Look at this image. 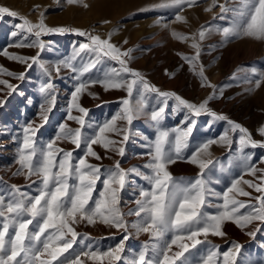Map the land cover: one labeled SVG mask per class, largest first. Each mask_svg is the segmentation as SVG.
I'll return each mask as SVG.
<instances>
[{
	"label": "rangeland",
	"instance_id": "1",
	"mask_svg": "<svg viewBox=\"0 0 264 264\" xmlns=\"http://www.w3.org/2000/svg\"><path fill=\"white\" fill-rule=\"evenodd\" d=\"M161 2L162 0H82L81 3L68 4L67 0H0V7H7L18 13V17H24L32 23L38 22L40 14L43 13L44 23L48 27L71 30L43 35L40 38L44 43L42 50L27 46L16 47L15 45L20 43L28 45L36 38L16 27L22 23L18 17L0 16V52L7 50L9 54L26 57L36 56L39 52L40 62L51 74L46 75L38 64L27 69L26 65L0 55V68L16 75L24 73L23 79L0 75V79L6 80L15 89L11 91L0 85V101H3L0 104V189H3V192L0 194L7 196L12 190V185L18 186L22 192L36 194L38 184H32L31 180L25 179L23 175L14 176L13 173L19 167L16 159L23 142L24 127L33 121L36 124L43 123L40 119V106L45 103V94L41 92V88L52 83L54 87L49 95L55 96L56 99L52 111L47 114V123H43V127L36 134L35 139L39 146L55 138L60 124L67 123L72 128L79 127L74 121L67 120L71 93L79 83L102 80L105 73L120 68L117 61L104 56H101L95 67L83 76L77 71L63 67L62 62L71 60L75 68L82 69L97 59L95 52L80 51V45L90 41L85 36L77 35L76 30L98 35L103 39H108L111 34L112 44L122 51L131 50L130 57L127 58L128 67L139 71L149 85L160 92L174 93L197 105L212 95L215 98L207 105L211 112L240 124L251 133L254 140L264 142V137L258 134V129L264 126V82L259 88L255 86V81L259 79L258 74L264 73V40L232 38L225 42L216 29L228 27L232 13H221L219 7L205 11L212 0H198L195 6L185 7L180 11L179 14L185 17L186 23L175 21L176 9H153L154 5ZM218 3H226L228 8L236 6L234 0H218ZM84 4L88 6L84 7ZM34 6L38 7L33 11ZM202 28H210L213 31L200 41L197 33ZM14 32L17 35L13 36ZM173 32L194 37L199 43L200 56L194 70H190V65L182 59L183 56L191 57L195 54V50L190 46L192 39L181 42L173 37ZM58 65L59 73L55 71ZM201 66L208 82L214 87H201L198 75ZM253 69L256 75L253 74ZM125 79L131 80L132 77L125 74ZM125 98L129 97L124 89L105 91L98 83L90 84V87L80 95L79 100L80 105L88 110V115L84 118L83 134L91 137L100 126L120 113L123 107L121 101ZM129 99L133 106L137 100L142 99L145 107L136 115L131 125L123 120L117 121L120 127L127 128L128 140L120 143L122 136L107 134L110 139L118 142L117 147L124 148V155L105 152L99 145H94L93 148L101 159L86 157L88 163L100 166L102 172L113 169L117 161L120 162V167L128 172L126 186L120 194V208L124 210L122 211L125 214L124 219L129 227L138 219L127 214L129 209L136 208L135 200L139 198L141 188L150 187L147 181L130 170L138 169L146 174L150 173L144 165L149 162L150 145L155 141L158 130H167L174 138L176 133L172 132V129L186 130L191 125L192 132L187 138L189 147L183 153L186 157L199 145L210 139L218 140L221 135L228 132L232 144L223 146L219 143L214 144L209 149L211 155L203 157L213 161L205 169L203 178L214 193L222 195L233 179L243 175V164L238 158L241 155L251 156L250 165L264 169V163L261 162L264 160V148L246 147L241 154L240 134L238 131L235 133L230 131L227 120L214 119L206 112L199 116L191 115L186 109H177L174 98L147 92L139 84L134 87L133 96ZM161 107L165 108V112L157 124L151 120V112ZM73 115L81 114L73 110ZM57 144L60 148L73 153L74 163L84 156L83 146L77 149L66 141H58ZM168 171L176 181L190 182L197 178L200 169L195 165L177 161L168 166ZM259 175L260 173H257V176ZM35 179L32 177V180ZM243 179L259 182L250 175H243ZM217 180L219 183L214 182ZM241 186L251 193V197L241 196L238 199L254 204L253 198L261 194L247 188L246 185ZM102 189V182H98L93 197L98 198ZM209 200L213 204L223 202L216 196H210ZM205 211L215 214L217 209L207 207ZM75 227L80 233L78 239H83L82 244L74 245L76 252L89 250L106 252L120 244L124 236L128 235V239L124 241V252L121 254L123 259L113 264H124L125 260H130L146 243H150L148 234L137 233L131 227L128 232L102 224L90 226L82 223ZM260 228L255 237H252L246 235V232L252 230V226L241 230L235 224L226 222L222 228L226 233L224 237L209 236L210 244L190 248L185 256L192 264H196L209 247L215 246L223 253L228 251L233 243H238L241 249L236 254L234 264H264V225ZM168 238L170 239V236ZM199 239L203 240L204 237ZM219 259L222 261L223 257L220 256ZM86 264H109V261L87 260Z\"/></svg>",
	"mask_w": 264,
	"mask_h": 264
},
{
	"label": "snow or ice",
	"instance_id": "2",
	"mask_svg": "<svg viewBox=\"0 0 264 264\" xmlns=\"http://www.w3.org/2000/svg\"><path fill=\"white\" fill-rule=\"evenodd\" d=\"M81 2L82 0H67L68 4ZM197 3L198 0H162L160 4L154 5L153 9H176L175 21L186 23L185 17L179 12ZM234 3L235 7L228 8L226 3L212 0L211 5L205 9V11H212L213 8L219 7L221 13H232L229 26L216 29L224 41L227 42L232 38L264 40V0H234ZM36 7L38 6H34L33 11ZM153 9H144V11ZM3 15L18 17L15 11L0 7V16ZM18 18L22 20V23L16 27L34 35L36 39L28 45L20 43L15 45L16 47L27 46L42 50L44 43L40 38L43 35L71 31L62 27H48L44 23L43 13L40 14L36 23L24 17ZM221 18L224 17L221 16ZM211 31L213 30L210 28L199 30L197 33L199 40L203 41ZM76 34L85 36L90 41V43L81 44L80 51L95 52L97 59L82 69L75 68L71 60L62 62L63 67L77 71L80 76H83L95 67L101 56H104L117 61L120 68H114L105 73L102 80L90 83L81 82L75 87L68 105L67 120L74 121L79 127L72 128L67 123L60 124L55 138L43 146L37 144L35 137L39 129L43 127V123H47V114L52 111L56 98L49 95L54 87L52 83L41 88V92L45 94V103L40 106V119L43 123L36 124L33 121L24 127L23 142L18 149L16 159L19 167L13 173L14 176L23 175L25 179L31 180L32 184H38V187L35 189V195L22 192L16 185L11 186L12 190L7 196L0 194V264H86L87 260L103 262L106 259L109 264H113L123 259L121 254L124 252V241L128 239L127 235L120 244L106 252L98 250L76 252L74 245L82 244L83 239H78L80 233L77 232L75 226L82 223L90 226L102 224L124 232L129 231V224L125 221V214L120 208V194L126 186L128 172L120 167L119 161L115 163L113 169L102 172L100 166L88 163L86 157L101 159V156L94 150V145H99L105 152L124 155V148L117 147L118 142L110 139L107 134L122 136L120 143L128 140L127 128L120 127L117 121L123 120L131 125L136 115L145 107L142 99L137 100L135 106L129 99L133 96L134 87L138 84L142 85L147 92H155L158 96L165 98H174L176 108L186 109L191 115L199 116L202 112H206L214 119L227 120L230 131L233 133L238 131L240 134L239 151L241 154L246 147L264 148V142L254 140L246 128L208 109L207 105L215 98L214 96L210 95L197 105L174 93L160 92L149 85L139 71L128 67L127 58L130 57L131 50L122 51L112 44L111 34L108 39L79 30H76ZM15 35L17 33L14 32L13 36ZM172 35L181 42L192 39L190 46L195 50V54L191 57L183 56L182 59L190 65V70H194L200 56L199 43L194 37L190 38L176 32ZM0 55L26 65L27 69L38 64L46 75H51L45 65L40 62L39 52L36 56L26 57L9 54L7 50H4L0 52ZM55 71L60 72V65ZM252 72L254 75L257 74L255 69ZM125 74L131 76L132 79H125ZM0 75L14 76L17 79L24 78V73L16 75L3 68H0ZM198 75L201 87H214L205 77L202 66L199 68ZM258 75L259 79L255 81L256 88L264 82V73ZM97 83L105 91L124 89L129 98L121 101L123 107L120 113L100 126L94 135L87 137L82 129L85 127L84 118L88 115V110L80 105L79 100L80 95L90 87V84ZM0 85H4L11 91L15 90L14 86L6 80L0 79ZM2 103L3 101H0V104ZM73 110L81 115H73ZM164 112L163 107L152 111L151 120L159 124ZM172 132L176 133L174 138L167 130L157 131L156 139L150 145L149 162L144 165V168L150 170L149 174L138 169L130 170L141 176L150 186L148 189L141 188L139 198L135 200L136 208L129 209L127 213L138 218L130 227L137 233L148 234L150 243H146L130 260H125L124 264H177V262L192 264L185 253L197 245L210 244L209 236L224 237L226 233L222 228L226 222L235 224L241 230L252 226V230L246 232V235L252 237H255L256 233L261 230L260 226L264 225V169L250 165L251 156L241 155L238 158L243 164V175L254 177L259 181L258 183L245 180L241 175L233 179L231 185L221 195L208 188V182L203 178L205 169L213 163L211 159L203 157L211 155L209 149L214 144L231 145L233 141L228 132L226 131L218 140L210 139L199 145L187 157L183 153L189 147L187 138L192 132V126L190 125L186 130L172 129ZM258 134L264 137V126L258 129ZM58 141H66L77 149L83 146L84 156L74 163L73 153L60 148ZM177 161L197 166L200 169L197 178L190 182L176 181L168 171V166ZM261 162L264 163V160ZM257 173L260 175L257 176ZM32 177L36 179L32 180ZM98 182H102L103 189L99 192V197L94 198L93 193L96 191ZM214 182L219 183L218 180ZM241 185H246L247 188L261 194L253 198L254 204L238 199L241 196L251 197V193ZM2 192L3 189H0V193ZM210 196H216L223 202L213 204L209 200ZM207 207H215L217 212L210 214L205 211ZM242 209L246 211L242 212ZM199 237H204V239L201 240ZM188 241L191 243L189 244ZM174 248L179 250H174ZM240 249L241 245L238 243H233L232 247L223 253H220L215 246L209 247L206 254L202 255L196 264H234L236 254ZM220 256L223 257L222 261L219 259Z\"/></svg>",
	"mask_w": 264,
	"mask_h": 264
},
{
	"label": "bare ground",
	"instance_id": "3",
	"mask_svg": "<svg viewBox=\"0 0 264 264\" xmlns=\"http://www.w3.org/2000/svg\"><path fill=\"white\" fill-rule=\"evenodd\" d=\"M131 169V168H130ZM133 180V179H132ZM129 181V180H128ZM129 189V188H128ZM134 195V194H133ZM136 196V195H135ZM126 201V200H125ZM126 206V205H125ZM122 208V207H121ZM122 211H124L123 209H122ZM130 228V227H129ZM128 236V235H127Z\"/></svg>",
	"mask_w": 264,
	"mask_h": 264
}]
</instances>
